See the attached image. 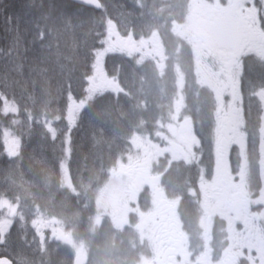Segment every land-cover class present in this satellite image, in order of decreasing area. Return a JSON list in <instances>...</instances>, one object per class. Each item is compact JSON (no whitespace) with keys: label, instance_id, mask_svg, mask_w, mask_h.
<instances>
[{"label":"rangeland","instance_id":"374dc122","mask_svg":"<svg viewBox=\"0 0 264 264\" xmlns=\"http://www.w3.org/2000/svg\"><path fill=\"white\" fill-rule=\"evenodd\" d=\"M102 1L106 5V14L111 18L115 30L119 34H123L121 36L123 43L106 57L107 72L114 71V74L108 72L109 77L114 81V88L104 95H109L111 101L117 102L118 108L116 107L115 113H112L111 110H103L98 114L101 118H106L110 113L113 119L117 118L121 121V117L125 114L133 115L132 111L137 108L141 117V119H137L140 121L137 124V131L134 133L133 129H128L130 132L122 142L125 150L122 148V151L115 155L112 166L105 176V178L107 177L106 180L91 187L84 184L81 178L84 176L81 173H79L81 176H77L74 182L71 180L69 159L64 153H60V160L56 164L55 170H53L55 166L49 163V158H45L43 153H24V162L27 160L29 166H32L33 163L42 166L38 168H44V174L42 172V179L39 176L37 180L34 175L35 178L32 182L36 181V187H31L29 193L20 194V196L13 195L11 199L5 196L9 192L1 191L2 185H0V204L11 203L16 212L9 234V243L14 244L16 249L15 251H7V253L18 259L17 254L22 250L27 261H20L21 264H39L36 258L43 255V262L46 263L50 250L63 249L68 253L70 261L81 252L90 255L89 264H95V255L90 250L92 237L101 222L106 220L114 232L122 237L121 241L116 239V242L123 246L122 251L129 258L127 264H148L147 261L150 259L155 260L157 250L154 248L153 227H149L148 230L147 224L155 214H162L164 208H160L164 197L170 200V204L176 203L175 200L168 198L164 190L167 188L174 196L182 195V193L192 195L191 214L196 215L197 209L200 212L199 218L194 219L191 225L200 227L199 232L203 235V246L205 243L209 245L210 231L213 224L218 222L217 231L220 234H216L215 238H221L222 230H224L225 242L221 240V244L218 243V251L224 250L225 254L221 257L225 258L229 251L228 248H230L228 233L232 230L231 222L235 220V213H231L223 200L216 196L214 190L211 191V189L214 188L217 178L221 177V174H225L220 161L221 159L231 160V155L227 149L233 140L221 136V123H218L220 118L217 114L218 105L215 102L209 113L210 118L198 121L199 129L196 127L191 129L188 119L190 114L187 112L188 106L186 105L187 94L189 95L191 92L193 97H197L196 102L200 100L202 103L205 91L201 90L204 87V80L196 71L198 61H194L192 68V59L190 60L187 56L191 43L187 38V27L182 19L184 0ZM0 25L2 30L7 29L4 18H0ZM251 50L264 58V53L261 52L258 45L252 46ZM9 55L11 56L12 53ZM113 57L121 58L126 65L118 66L113 61ZM192 70H195L196 75L192 74ZM116 71H119L121 75L116 76ZM240 73L241 69L238 68L234 74V80L238 81ZM209 91L211 95L214 91V96H216L215 86H212L211 90L209 88ZM236 96L238 98L235 110L237 126L243 123L238 88L236 89ZM257 97L258 106L256 110H259L258 122L260 127L253 118L249 121L251 124L256 123L258 125V129L254 133L255 144L251 147L254 153H243L240 146L235 147L237 153H233V160L236 162V172L233 177L236 178H228L235 182L238 180L242 185L244 176L247 175L246 161L249 163L254 159L258 161L260 178H256L253 183V187L258 189V196L252 198V202L246 201L252 206L257 205V213L261 212L262 217H264V188H262L264 186V136L260 135V128L264 123V114L259 108L261 97L258 94ZM134 100L139 104L135 105ZM122 101L128 107L129 113L123 111L124 104ZM20 106V117L24 122L25 112L22 110L21 104ZM194 108L195 116H198L201 110L196 105ZM147 112L150 114L149 117L146 116ZM95 114L96 112H94ZM128 121L130 119L126 118L123 120V124L128 126L131 123ZM23 122L18 128H12L7 119L3 121L13 134L19 135L23 129ZM63 123V120L59 121L56 127H62ZM34 125L38 135L46 134L42 121L40 123L34 121ZM242 130L246 136H251L252 132L247 130L245 124H243ZM198 132L203 139L201 146L195 136L196 133L201 139ZM62 136L63 132L60 133L59 140ZM0 138L4 141L0 142V151L2 152L0 157L10 158L14 156L9 153L8 132L0 133ZM39 139L36 135L35 141H39ZM196 146L200 155L196 152ZM115 151L112 149V152ZM91 154L94 155V153ZM99 154L100 156H107V153ZM139 159H141L139 161L140 167L132 169L130 165ZM182 161L183 163L179 166L178 164ZM217 161H219V165L214 172V165ZM191 163L195 167L193 174L196 176V180L201 181V184L197 186L193 184L194 187L189 182L190 171L192 170ZM165 165L169 166V169L177 167V173L180 174L181 178L175 179L173 175L168 174L162 179L161 173ZM13 167L15 166H10V168ZM207 167L210 169L209 175L206 171ZM11 170L7 168L2 170L0 182L8 183L12 178L14 182L11 183L15 184L19 174L16 172V167ZM81 172H89L86 177L92 179L91 173L96 174L100 170L91 171L82 166ZM199 172H201V179H199ZM161 181L165 185H162ZM259 181L260 188L258 186ZM6 187L9 188L8 185ZM39 188L44 191L43 194L45 195L50 190L60 191L70 196L79 206H64L65 204H63L59 215L44 213L36 202L32 201L33 198L30 199L29 196L31 193L39 198L41 192ZM140 191L143 194L140 202L138 196L136 207L142 210V215L138 218L131 214L132 206L130 207V205L136 201L135 196L136 194L140 195ZM205 191L207 195H205ZM82 214L86 216H82ZM176 221L178 222V219ZM222 222L224 223L220 224ZM247 223L250 222L247 220ZM139 226L141 237L135 233ZM57 234L65 237L66 240L59 239ZM233 235H235L234 232L230 233V237ZM21 237L24 239L22 240ZM216 241L218 242L217 239ZM8 244L0 245V247L8 249ZM33 249H42L44 252L40 254L39 251L34 252ZM206 251L209 252V250ZM198 260V264L200 262L211 264L208 257L201 256ZM177 262L189 264L186 258L178 259ZM58 264H64L63 260L61 259Z\"/></svg>","mask_w":264,"mask_h":264},{"label":"trees","instance_id":"16d2710c","mask_svg":"<svg viewBox=\"0 0 264 264\" xmlns=\"http://www.w3.org/2000/svg\"><path fill=\"white\" fill-rule=\"evenodd\" d=\"M3 3L14 5L13 8L8 10L13 12L14 17L19 15V20L13 19L10 26L6 23L7 29L5 31L0 28V72H8L9 81H19L18 84L13 83L11 88L16 92L20 104L23 109L25 107L31 108L33 116L42 121L45 113L50 116L56 115V90L57 86L63 83V73L70 69L73 64L77 67V74L80 68L83 67L82 62H77V56H82L83 53L79 47L74 50L73 46L81 45V42L85 39L91 42V37H86L85 33L92 27V18L93 16L99 18L105 13L102 10L93 11L71 0H3ZM0 18L4 17L0 16ZM9 28H11V31L8 30ZM41 32L43 33L42 40L40 39ZM4 44L7 45L4 46ZM9 49H11V56L9 55ZM6 54L8 55L6 56ZM68 57H71V59H67ZM113 61L118 66L126 65L119 57H113ZM17 64H23L22 75L13 70ZM61 65H64L65 68L61 69ZM41 69H46V71H41ZM25 86L26 91H22ZM28 94H33L32 100L28 99ZM108 99H110L109 95L97 98L93 103L92 112H85L80 127L73 132V152L71 159L68 160L73 182L80 175L79 173L84 176L80 175L84 183L89 182L90 180L86 177L89 172L82 173L81 167L89 168L91 171L99 169L97 166H103L106 159L100 156L99 153H116L122 149L121 144L130 132L128 129L137 130L135 111H132L133 115L125 114L121 117V121L117 118L113 119L110 113L106 118L100 117L98 114L100 111L111 110L112 113H115L116 107L118 108L117 102ZM49 101L51 102L49 103ZM133 102L137 101L134 100ZM122 103L124 104L123 111L129 113L125 102L122 101ZM49 109H51L50 112ZM94 112H96L95 115ZM118 112H120L119 109ZM126 118L131 121L128 126L123 124V120H126ZM111 120L114 121L111 122ZM28 123L25 114L24 124L22 125L23 131H21L22 141L18 154L10 158L0 157V173L6 168L11 170L16 167V172L19 174L15 184L11 183L14 182L12 178L8 183L0 182V185H2L1 191L6 190L9 192L5 196L10 199L13 195L20 196V194L29 193L31 187H36V181L32 182L35 178L34 175L37 180L39 176L42 179V172L44 174V168H38L42 166L34 163L29 166L27 160L24 162V153H43L45 158L50 159H48L49 163L55 166L53 170H55L56 164L60 160V153H63V144L59 140L60 135L55 141L48 138L41 139V135H38L35 130V125L30 136L26 135ZM36 135L38 139L40 138L39 141H35ZM44 135L46 137L47 134ZM249 145V151H252L251 147L254 142L250 140ZM112 149L116 151L112 152ZM0 153L2 152L0 151ZM90 153H94V155L92 156ZM11 165L15 167L10 168ZM6 173H9V171H6ZM191 179H195L193 174H191ZM40 190L39 198L31 193L29 196L30 199L33 198L32 201L36 202L44 213L60 214L63 204H65L64 206H79L70 196L60 191L50 190L45 195L43 194L44 191ZM102 231L103 229L97 230L98 233ZM96 244L102 247L97 264H123V256L113 249L116 243L104 239ZM10 250H12V246ZM0 256H7L14 264H20L4 249H0ZM53 256L46 263L43 262L42 255L36 260L39 264H58Z\"/></svg>","mask_w":264,"mask_h":264},{"label":"flooded vegetation","instance_id":"af4514ba","mask_svg":"<svg viewBox=\"0 0 264 264\" xmlns=\"http://www.w3.org/2000/svg\"><path fill=\"white\" fill-rule=\"evenodd\" d=\"M234 3L235 0H223V2L222 0H184V16L182 17L187 27V38L191 43L187 56L190 60L192 59V68L194 61H198L196 71L204 80L202 88L205 90L203 100L206 101V106L203 107L201 102L198 104L201 109L210 110L214 102L217 103V114L222 130L232 140L238 138L235 114L238 102L237 88L243 95L250 94L248 91L251 89L259 93L260 106L264 114V78H262L264 70L260 68L262 73L259 72L260 74L256 76L254 66L250 64L254 58L264 62V58L259 53L251 50L252 46L258 45L264 53V29H255L250 36H244L239 24L232 16L233 9L229 7ZM121 36L123 34H119V38H122ZM238 68L241 69V74L246 73L252 85L244 87L241 74L238 81L234 80V74ZM194 71L192 70V74L196 75ZM212 86H215L216 96L214 91L212 95L209 91ZM196 99L197 97H193L190 92L187 96L188 105H196ZM240 101L241 105H245L244 96H241ZM261 130V135L264 136V127ZM140 160L134 161L130 167L132 169L140 167ZM243 192V189L239 187L225 191L223 202L231 213H235V220H232V230L228 233L230 248L226 257L212 264H264V217L261 214H253L249 204L243 198ZM138 196L139 194H136L135 199L138 200ZM133 202L131 214L139 218L142 210L136 208V203ZM163 208L162 214L157 213L153 218L152 234L157 255L155 260L147 261L148 264H179L177 261L181 258L186 260L192 258L193 261L189 264H198V257L192 250H186L183 247L182 235L174 226L172 217L175 205H170L164 198L160 209ZM247 220L250 223H247ZM233 232L235 235L230 237V233ZM80 254L81 252L78 253ZM86 258L89 262L87 253Z\"/></svg>","mask_w":264,"mask_h":264},{"label":"snow or ice","instance_id":"6c2138e0","mask_svg":"<svg viewBox=\"0 0 264 264\" xmlns=\"http://www.w3.org/2000/svg\"><path fill=\"white\" fill-rule=\"evenodd\" d=\"M78 2L93 8H100L105 15L99 18L93 16L92 27L85 33L86 37H91V42L85 39L81 45L73 46L74 50L79 47L83 53L82 56H77V62H82L83 67L77 74V67L73 64L70 69L63 73V83L59 84L56 90V115L44 114L42 123L47 135L45 137L43 133L41 134V139L48 138L55 141L63 132L61 137L62 152L69 160L73 152V132L80 127L85 112L91 113L94 101L114 88V81L107 72L106 57L123 43L111 18L106 14V5L101 4L100 0H78ZM13 7L14 5H5L3 0H0V16L4 17L9 26L12 25L13 19L19 20V15L14 17L13 12L8 10ZM229 7L233 9L232 16L239 24L244 36H250L255 29H264V0H235V3ZM8 30L11 31V28ZM40 39H43L42 32ZM9 52L11 53V49ZM67 59H71V57ZM60 67L61 69L65 68L64 65ZM13 70L22 75L23 64H17ZM41 71H46V69H41ZM13 83L18 84L19 81H9V73L0 72V133L7 131L9 134L7 142L10 155L18 154L22 135L13 134L3 121L7 119L12 128H18L23 122L20 117V102L16 92L11 88ZM22 91H26V86ZM28 99L32 100L33 94H28ZM23 111L29 121L25 134L30 136L33 130V121L40 123L41 120H37L33 116L31 108L25 107ZM48 111L50 112L51 109ZM61 120L64 121V125L59 128L56 127ZM0 142H4L2 138H0ZM61 166L63 167V165ZM15 215L16 212L11 203L0 204V245L9 243L10 229ZM21 239L23 240L24 237ZM4 251H10V249H4Z\"/></svg>","mask_w":264,"mask_h":264},{"label":"water","instance_id":"95a60500","mask_svg":"<svg viewBox=\"0 0 264 264\" xmlns=\"http://www.w3.org/2000/svg\"><path fill=\"white\" fill-rule=\"evenodd\" d=\"M73 1L80 4V5L90 7L87 4L78 2V0H73ZM91 8H93V7H91ZM93 9L98 10L100 8H93ZM85 262H86V259L80 257V258L74 259L73 264H85ZM0 264H12V263L6 257H0Z\"/></svg>","mask_w":264,"mask_h":264},{"label":"bare ground","instance_id":"6f19581e","mask_svg":"<svg viewBox=\"0 0 264 264\" xmlns=\"http://www.w3.org/2000/svg\"><path fill=\"white\" fill-rule=\"evenodd\" d=\"M165 3V2H164ZM71 5V4H70ZM77 6V5H76ZM170 6V5H169ZM171 7V6H170ZM75 8V7H74Z\"/></svg>","mask_w":264,"mask_h":264}]
</instances>
